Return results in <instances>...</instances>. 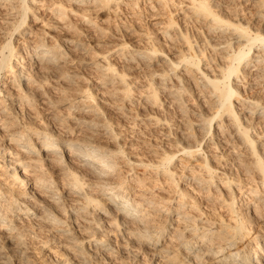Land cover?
<instances>
[{
    "label": "bare ground",
    "instance_id": "bare-ground-1",
    "mask_svg": "<svg viewBox=\"0 0 264 264\" xmlns=\"http://www.w3.org/2000/svg\"><path fill=\"white\" fill-rule=\"evenodd\" d=\"M122 1L0 0L4 20L0 27V264H32L30 257L37 264H108V257L118 251H124L130 260L136 258L137 251H132L135 244L140 245V253L144 251L142 255L151 260L149 264H264V99L243 95L239 89L241 80L250 76L264 94V0H252L254 22L242 19L235 0H185L184 4L179 2L175 6L173 3V8L170 7L172 0H156L165 9L167 18L157 13L152 17L150 25L156 28L157 35L146 36L149 45L133 49L128 43L119 42L118 52L112 48L106 52L96 51L98 54L94 56L89 51V58L86 56L81 61L96 70L94 84L98 87L75 85V80L80 78L73 61L75 56L72 58L71 54L75 49L77 53L86 52L87 43L70 39L64 33L76 35L75 32L81 30L74 21L96 28L98 22L91 21L90 16L112 11L111 7L115 4L116 8V3ZM138 1L124 0L123 3L135 10L141 7ZM180 7H185L180 13L184 22L194 23L199 40L192 39L173 17ZM29 21H39L45 29L58 28V33L69 38L66 42L74 51L57 39L54 30V33L43 28L37 31L28 25ZM122 30L128 34L134 32L133 28ZM14 34L19 36L16 43ZM170 50L175 58L169 55ZM113 52L117 53L115 62L108 58ZM158 62L160 66L156 65ZM139 64L143 67L140 69L143 85L137 92L142 98L140 107H162L160 95L166 91L184 112L182 93L187 94L192 85L204 96L205 106L211 111L207 115L199 114L194 121L200 137L187 131L185 138H173L177 150L167 151L163 146L148 149L154 152L155 159H147L149 154L144 155L145 158L144 151L135 159L127 158L129 155L121 149L115 132L100 120L104 117L102 97H115L116 103L135 105L131 83L136 79L127 81V74ZM180 69L182 72L178 73ZM49 76L66 79L74 85L69 83L73 85L71 88L58 90L64 93L60 94L62 99L48 106L56 105L57 109V105H61L68 110L86 108L84 111L95 119H90L91 116L90 120L76 119L70 131L82 125L89 132L73 138L66 135L67 131L49 128L40 112L32 110L35 107L31 104L37 95L39 97ZM115 106L119 109L121 105ZM55 118L61 120L58 123L65 122L64 117ZM151 120L153 124L158 122L157 118ZM227 131L241 149L234 151L237 165L218 169L217 163L226 154L207 153L209 151L201 144L208 139L206 148L216 149L219 143L214 136ZM233 142L229 144L232 146ZM10 144H14L11 147H16L18 152L22 151L21 154L16 148H8ZM178 153L186 158L201 156L184 175L171 168ZM119 159L128 170L118 165ZM135 165L156 174L157 182L162 175L159 183L169 185L171 199L160 198L164 199L160 201L152 195L154 192L149 189L154 188V184H147L149 180L146 182L141 176L142 169L133 170ZM179 165L182 163L175 166ZM56 176L62 189L67 185V191L69 189L72 196L75 194V204L65 206L67 210L59 203ZM35 190L46 198L47 204L28 200L36 199ZM197 191L215 207L210 204L207 207L211 210H205ZM242 194L249 198L252 206L245 204L248 201L244 203ZM219 208L224 211H218ZM95 212L99 216L92 214ZM77 218L80 220L76 223ZM74 223L77 227L71 232L69 228ZM43 226L57 233L43 235L41 231L40 238L42 235L45 238L33 242L31 239L36 238ZM113 232L120 238V244L116 245L115 238L114 241L110 238ZM57 236L62 238V244ZM28 239L36 246L27 247ZM47 250L55 256L51 257L50 252L47 256Z\"/></svg>",
    "mask_w": 264,
    "mask_h": 264
},
{
    "label": "rangeland",
    "instance_id": "rangeland-1",
    "mask_svg": "<svg viewBox=\"0 0 264 264\" xmlns=\"http://www.w3.org/2000/svg\"><path fill=\"white\" fill-rule=\"evenodd\" d=\"M123 1L122 2H118L119 4L116 3V6H117L116 8H115V4H114L111 7L112 9H110L112 11L105 10V11H102V12H97L96 14H93L92 16H90L91 21H94L95 20L94 22H96V23L98 22L97 23V27H99L98 28L99 30L97 29V27L96 28H93L91 25H88L89 23H85V24L82 23V24H84V25H82L81 22H79V21L75 22L74 21V25L76 26V28L78 26V28L80 27L81 30L78 29V31L75 32L76 35L74 33H70V34L69 33H67V34L64 33L67 36L69 35L68 37H71L70 39H79V40L82 39L81 41L84 44L87 43L85 45H87L86 48H87L88 51L86 50V52H83V53L82 52H78L77 53V50L78 49H75V51L72 50L73 48L69 44H67V42H66L67 39H69V38L66 37L64 34H62L60 32L58 33L57 32L58 31V28L51 29L52 31L50 29H45L42 25H40L41 23L39 21H37V22L36 21H34V22L29 21L28 22V25H31L32 27L34 26L33 28L34 29L36 28L37 31H40L43 28L44 30L50 31L51 33L56 32L54 34H55V36H58L57 39L58 40L61 39L60 41H63L62 43H65V45H67L66 46L67 48L70 47V49L72 51H74V53L71 54L72 55L71 57L73 58L75 56V59H73V61H74V64L76 66L75 69H77V71H76V73H78V76L77 77H79L81 79L80 80V79L77 78V80H75V83H74L75 85L78 84L79 87H81V86L83 87L84 86L83 88H85L86 84H91L92 87H96V86L98 87V84H94V83H96L95 81H96V77H97L96 70L91 65H86V64L84 65L82 63L83 58L85 59V57L88 56L86 58V59H88L89 56H90L89 53H91V55H94L95 56L100 51L101 52H106V50H109V49H112V48H114V50L116 51L119 48V45H118L119 42L120 43L121 42L122 43L123 42L124 43H128L130 47L133 46L132 47L133 49L136 48V47H139V46L140 47L141 46H144V44L146 45V43H147V45H149V42L146 40L147 39L146 36L148 34L153 36V33H154V36L157 35L156 34L157 33L156 32V28L154 27L155 28L154 29L153 28V25H150L152 23V21H153L154 16H156V13L158 14L157 16H160V17L162 16L163 19H166L167 18V13L165 12V9H162V7L159 6V2H156V0L155 1L154 0H152V1L151 0H149V1L148 0H139L138 3L140 4L141 7L139 6L140 9L139 8H136L135 10L134 9H131L130 7L128 8L127 7L128 5L126 6L125 3H123ZM171 2L172 3L170 4V7L173 8L172 6H174V5L176 6V3H179L180 2V4L181 3L184 4V2H186V1L185 0H172ZM173 3H174V5H173ZM251 3H252V0H249V1L248 0H245V2H244V0H235V3L234 4H235L236 8H238V10L241 12L242 19H244V17H245V19H244L245 21L247 19L249 21H252L253 20L252 22H254L255 21V16H254L253 13L255 12V10H254L255 9V6H253V3L252 4ZM151 5H154V8L151 7ZM158 7H160V8H158ZM184 8L185 7L178 8L176 10L177 12L175 14H173V17L182 25V27L186 28L187 32L191 34V35L190 34H188V35L191 36L192 39H195L196 38L197 40H199L198 39V35H196L197 34V29L195 30V28H193V26L195 27V25H193L194 23H190V22H187L186 23V22H184L182 13H180L181 12L180 10H183ZM159 9H161V10H159ZM0 10H1L0 11V27H1L2 21H4V20L2 19L3 17L1 15L2 9H0ZM154 11H156L155 14H153ZM163 12H165L166 14H164ZM172 13H174V10H173ZM42 17L45 18L46 15L45 14L42 15ZM185 21H187V20H185ZM183 22L186 23V24H184ZM77 23H79V25ZM183 24H184V26H183ZM127 28L128 29L129 28H133L134 29V32L132 34H128L125 30L124 31L122 30V29H127ZM53 30H54V32H53ZM82 31L85 32V33H83ZM143 31L146 32V33H144ZM79 33H81V34H79ZM138 33L140 34V36H139ZM58 34H60V35H58ZM103 35L105 37H103ZM18 40H19V36L17 34L16 35L14 34L13 41H15V43H16ZM22 41H23L22 43H24L25 42V39L22 38ZM21 44H16V45L20 46ZM177 46L179 47L180 46V43L177 44ZM166 47L168 48L169 46L167 45ZM166 47H165V50H167ZM175 47H176V45H175ZM181 47H183V46H181ZM71 50H70V53H72ZM96 51H98V53H96ZM167 51H169V48H168ZM116 52H118V51H116ZM116 52H113V54H108V58H110V60L113 61V62H115V59L117 58V56H115L117 54ZM87 53H88V55H87ZM172 53H173V51L170 50L169 55L171 57L175 58L176 55H174ZM208 53H209V55H211L210 52H208ZM26 57H27V54H26ZM114 57H116V58H114ZM78 58H79V61H78ZM81 59H82V61H81ZM141 65L142 64L135 65L136 68L132 67L133 69L131 68L130 73L127 74V81H130V80L132 81L133 77H134V79H136V81L134 83H131L132 91L135 94V95H133V101L132 102L135 103V105L134 106H131V103H129V102H127V103L123 102L122 104H120L118 102L119 103L118 104V103H116L118 100L115 97L111 98V96L110 97L108 96L111 99H108L106 96L105 97H102L101 100L103 101V113H104V117L103 118L104 119L101 118L100 120L103 121L107 126L109 125L108 127L111 128L110 130L112 131V133L115 132L113 134H115L118 137V141H119V144L121 146V149H123V150L125 149L124 150L125 153H128L127 156L129 155L127 158H129V159H135L136 158L135 156H137L139 153L143 154L144 152H146V153L143 154V156L144 155L148 156V154H149V157H147V159H149V158L150 159L151 158L152 159H155L154 156L156 157V155L153 154L154 152H151L148 149H154V148H157V147L159 148V146H161V147L163 146L162 148H165L166 150L168 149L167 151L177 150L178 148L175 147L173 138H185L186 137V134H188L187 131L193 133V135H195L196 137H200L199 130L197 129V125L195 123L196 122L195 120H197L199 118V116H198L199 114H202V115L203 114H206L207 115V113L209 114L211 111H210V108L209 107H206L207 106L206 105L207 103L204 102L205 101L204 96L201 94V92L196 87H194V86L191 87L192 85L190 86V90L188 92V93L191 94V96L188 93L186 94V92L185 93H182V100H183L184 105H185V111L184 112H182L180 110V108L178 107L177 104H175V102L171 101V98H169L170 96L168 97V95H166V91H164V94L162 92V95H160V97H161L160 100H161L162 105H163L162 107L157 108V109L156 108L153 109V108H150L148 106L146 108L145 107H142V106L140 107L142 98H141V96H139V94H137V92H139L140 88L142 87L141 85H143V82H141V81H143V79L141 78V75L142 74H140L143 71V70H140V69L143 68ZM156 65L157 66H160V62L156 63ZM117 68L120 69L119 64H118V67ZM94 70H95V72H94ZM180 71L182 72V70L180 69V70H178V73ZM130 75H133V76L130 77ZM50 77H52L53 80ZM129 78H132V79H129ZM251 78H250V76H246V79H243V81L241 80L242 84H241V86H239V89H240L241 93L242 94L244 93L243 95H254L256 98L259 97L258 99L263 100L264 99V94L263 93H260V92H263L261 90V88H260L261 86L259 84H257V82L253 81V79H251ZM57 79L58 78L57 77L55 78L54 76H49V77L46 78V81H45L46 84L44 83V85H43L45 87H43L42 88V91H40L41 94L38 93L39 94V97L37 95L36 98H35V100H34L35 101L34 104H31V105H33L35 107V109L33 108L32 110L33 111L36 110L37 113L40 112V115L44 119L43 121H45V123L48 124L47 126L49 128L52 127V129L55 128L57 130L58 129L63 130V133L67 131L66 132L67 134L66 133L65 134L68 135V136L70 134V136L72 135L71 137H73V138L80 137L82 135V133H87V132H89V130H85L86 128H84V126L81 127L82 125H77L76 124L79 128L78 129L77 128H74L73 129L74 131L71 132L70 130L73 127V124L75 123L74 120H76V119H86V120H90V119H95V118H93V115L92 114L89 115L88 112H85L84 111V110H86V108H84L83 110H82V108H71V109H69L70 112H67L69 110L67 108H65V106L57 105V109H55L56 108V105L55 106H48V104L49 105L52 104L50 102H55L58 99L59 100L62 99L60 97V96H63V95H60L62 93V91L59 92L58 90H64L62 88H65V90H66L67 88L69 89V88H71L74 85L72 82H70V81L68 82V80H66V79H63V80L62 79H58V81H56ZM47 81H49V82H47ZM69 83H70V85L71 84H73V85L72 86H69ZM81 83H83V84H81ZM243 83L245 84L244 86H243ZM254 84H256V85H254ZM257 85H259V86H257ZM67 86H69V87H67ZM249 86H250V88H249ZM56 87H60V88L58 89ZM247 91H248V93H247ZM42 92H43V95L44 96H42ZM68 92H66V93H68ZM255 92H256V94H254ZM62 94H64V93H62ZM40 95H41V97H40ZM138 96H139V98H136ZM260 96H262V97H260ZM46 97H49V99L48 98L46 99ZM115 105H121V106L119 107V109H117V107ZM79 110H82V111H80L81 113L79 112ZM118 110H121V111H118ZM127 112H129V113H127ZM55 113H57V114H55ZM68 113H70L71 115L70 114L69 115H66ZM147 114H148V116H146ZM57 116H59L61 118L64 117L63 120L65 119V122L62 121V123H58V122H61V120L58 121L59 119L58 118H55ZM90 116H91V118H90ZM88 118H90V119H88ZM151 118H157L158 119V122H156V124L154 122V124H153V120H151ZM54 122H55V124H54ZM56 123L58 124V126L56 125ZM63 123H64V125H63ZM194 127H196V129H194ZM82 129H84L85 131L82 130ZM215 129H217V128H214L213 130H215ZM81 131H83V132H81ZM228 133L229 132L227 131L226 133H222V134L219 133V134H216V136H214L215 140H218L217 142L219 143V147L216 148V149H214V148L207 149L206 148V144H209L207 142L208 139L206 140V142H204L203 144H201V146L203 148L205 147V149L207 151H209L207 153H210V152L215 151L213 153H215L217 155L220 154V153L226 154V156L223 158V160H220V162L217 163V165L219 164L218 165V169H223V168H226L227 166L237 165L236 159L234 158L236 152L234 153V151H238L239 149H241V146H240V144L238 142H236L237 140H235V142H233L231 136ZM96 135L97 136H101L98 133ZM2 136L3 135H1V138H3ZM139 138L140 139L143 138V139L140 140ZM143 140H144V142H143ZM6 142H9V141L7 140ZM232 142H233V145L231 146L229 143H232ZM153 143H155V144H153ZM150 145H152V146H150ZM8 146H10L8 148L13 149V150H14V148H16V147H13V148L11 147V146H14V144H10ZM132 147H134L136 149L133 150ZM8 148L7 149L4 148V149L7 151ZM223 148H225V149H223ZM15 151H17V148L15 149ZM140 151H142V152L144 151V152L142 153ZM21 152H18V153L21 154ZM230 155H232V156H230ZM146 156H144V157L146 158ZM200 156H201V154H197V155H194L193 157H189V158L187 157L186 158L185 156L179 155V153H178V155H176V159H175V162H174L175 164H173L171 168L177 169L178 171H182V174L185 175L186 173H189L188 170L191 167V165H193L192 167L195 166V164H196V158H198ZM123 162H124L123 160L120 162V159H119L118 165L123 170H128L126 164L123 163ZM178 162L179 163H182V165H185V166L179 165L180 167H178V166L176 167L175 165ZM221 164H223L224 167L221 166ZM219 166H221V168H219ZM186 167H188V168H186ZM137 168H139V169H137ZM142 168H143L142 166L135 165L133 167V170H135V171H136V169L137 170H141ZM143 169L141 170V172L144 173V174L141 173V176L143 178H145L146 182L149 180L148 181L149 183L147 182V184H154L153 185L154 188L149 189V191L151 193L154 192L152 195L156 196V198H158V200H160V201L161 200L163 201L166 198L167 199H171V197L173 195H171L172 193L170 192L171 189H169V185L159 183L160 181H162L163 176L160 175L161 180H159V178H158V182H157L156 181L157 180L156 174L150 173V171H148V170L147 171H144ZM148 172L150 173V175L148 174ZM146 175H148L149 177H147ZM154 175H155V177H154ZM58 180H59V178L57 180H55V182L58 185V190H60V191H58L59 194H60V201H61L59 203H60V205H61V207L63 209L67 210L68 208L66 209V207H69L68 204L70 205V203H71L72 206L75 204L74 203L75 202V197H74L75 194L73 193L74 195L72 196L71 195L72 192H70L69 189L67 191V185H64L65 188L62 189V186L63 185L60 184L61 182H59L60 180L59 181ZM187 180L189 181L191 179L189 178ZM57 185H55V186H57ZM246 186H248V185H246ZM31 187H32V185L29 186L30 189L28 188V190L30 192H31ZM245 188H247V187H245ZM35 191H37V190H35ZM66 192H68V193H66ZM35 193L36 194H34V198H36V199H33V198L28 199L30 202L33 201L31 203H34L35 204V202H37L39 200L38 203H40V204H45L46 203L47 204V200H44L46 198H43V195L40 192L37 191ZM199 193L200 192L197 193V196L199 195L201 197L202 195H200ZM243 196H244V198L246 197L245 199L243 198L244 203L246 201H248V203L246 202L245 204H249V205L252 206V204L250 203L249 198L245 194H242V197ZM202 197L200 199V203H201V205H204L203 208H205V210H207V209H210L211 210V207H207V206H210V204L213 205V202L211 203V202H209V200H207L205 198H202ZM37 198H39V199H37ZM42 198H43V201H44L43 203L40 200ZM160 198H164V199H160ZM202 201H204V202H202ZM206 201L209 202V205H208V202H206ZM245 204H242V207L245 206ZM214 207L215 206L213 205V208ZM220 209H224V208H219L218 211H224V210H220ZM216 211H217V209H216ZM92 214L94 215V214H96V212L95 213H92ZM89 215H91V214H88V217H90ZM96 215L99 216V214H96ZM79 220L80 219L77 218L74 222L77 223ZM103 223L104 224H108L106 222H103ZM71 227L69 228L70 231L71 232H74L73 230L77 226H75V223H74L73 226H71ZM46 228L47 227L43 226V229H46ZM43 229L40 230V232L37 231L38 232L37 233L38 235H36V238L31 239L33 242L38 243L40 241L41 238H40L39 234H42L43 233V235H45V234L50 235L51 233H53V234L54 233H57L56 231H53V230H48V229L43 230ZM36 230L37 229H35V231ZM41 231H42V233H41ZM43 231H46V232H43ZM43 235L41 236L42 239L45 238V236H43ZM110 238H112V241H114L113 238H115L114 243H116V245L117 244H120V241L121 240H119L120 238L118 237V235L115 234V232H113V234L110 235ZM37 239H39V240H37ZM58 239H59V242L61 241L60 244H62L63 243V240H60L62 238H59L58 237ZM31 240L28 239V242H27L28 244H26L27 247H30L31 248V246L32 247H35L36 246V244H32L31 243ZM29 243H31V244H29ZM28 245H30V246H28ZM136 246H138V247H136ZM140 247L141 246L140 245H137V244L133 245V247H132V251H134V253H135V251H137L136 252V258L130 260L124 251H121V252L118 251L119 253L116 254V255H118L117 257H116V255L113 256V257H108L109 258L108 264H136V263L143 264L144 262L145 263L148 262V264H149V262H151V260L148 261L147 260V256L146 257L143 256L144 253H145L144 251H143V253H140L141 252V248ZM137 248H138V250H137ZM118 250H121V247H118ZM46 252H47V256H50V255H51V257L52 256L53 257L55 256L49 250H47ZM48 252H50L51 254L49 253L50 254L49 255ZM139 254H141V255H139ZM147 255H149V254H147ZM119 256H121V257H119ZM114 257H116V258H114ZM30 259H32V260H30ZM33 259H34L33 257H30L29 258L30 262H32V264H37V261L35 259L34 260ZM29 264H31V263H29Z\"/></svg>",
    "mask_w": 264,
    "mask_h": 264
}]
</instances>
